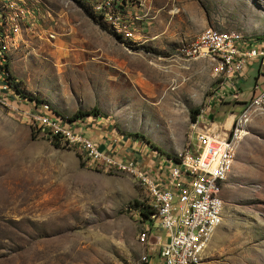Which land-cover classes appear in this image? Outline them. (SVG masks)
Segmentation results:
<instances>
[{"label":"rangeland","instance_id":"rangeland-1","mask_svg":"<svg viewBox=\"0 0 264 264\" xmlns=\"http://www.w3.org/2000/svg\"><path fill=\"white\" fill-rule=\"evenodd\" d=\"M143 1L130 39L84 0H0V264H135L143 250L129 206L147 204V192L74 147H53L30 118L35 107L67 120L92 112L85 126L165 159L215 128L216 113L229 116L217 64L181 51L208 27L264 42V0ZM221 198L204 264H264V115L239 142Z\"/></svg>","mask_w":264,"mask_h":264},{"label":"built area","instance_id":"built-area-1","mask_svg":"<svg viewBox=\"0 0 264 264\" xmlns=\"http://www.w3.org/2000/svg\"><path fill=\"white\" fill-rule=\"evenodd\" d=\"M91 13L123 38L133 39L134 27L141 21L138 15L143 0H84ZM189 58L207 57L217 64L221 76L220 89L231 91L237 99L238 86L244 80L250 64L259 63L263 82L255 84L241 111L233 117L231 126L222 135L219 128L195 131V144L180 154L176 161L167 159L162 172L151 176L132 161L122 162L98 150L96 142L86 138L85 122L69 121L55 114L46 104L31 112V120L51 138L74 147L84 158L102 164L109 170L133 178L136 186L147 192L149 202L143 205L150 214L147 221L157 222L167 236L158 250L151 249L150 231L140 222L139 211L130 209L140 222L136 237L143 249L135 264H152L158 257L162 264H204L211 240L222 224L224 183L232 171L239 142L248 135L254 118L264 115V42L245 38L241 33L220 31L208 27L181 51ZM1 91L7 90L4 80ZM223 99L224 94H219ZM153 254H155L153 256Z\"/></svg>","mask_w":264,"mask_h":264},{"label":"crops","instance_id":"crops-1","mask_svg":"<svg viewBox=\"0 0 264 264\" xmlns=\"http://www.w3.org/2000/svg\"><path fill=\"white\" fill-rule=\"evenodd\" d=\"M251 65L255 68L252 71V75L254 76V80L250 84H246V77H244V80L239 84L238 89L239 92L237 93V99H233L231 91L227 88L220 89L219 93L224 94L223 99L225 101L224 108L225 110H228L229 115L228 117H224L223 113H216L213 118L210 116V119H214V127L220 128L221 127V133L222 135L225 133V130H228L231 126V122L233 120V117L237 115L241 109H242V103L246 101L251 93V89L255 84H260L263 82L261 73H259V63H253L250 64L249 67L246 70V74L248 75L251 71ZM256 72H255V71ZM256 74V76H255ZM246 88V90H244ZM234 104V105H233ZM215 111V110H214ZM221 119L224 117L222 123L223 125H219L221 121H215V118ZM222 121V122H223ZM85 124H87L85 122ZM83 135L96 142L98 146V150L103 154L112 155L118 160L122 162L126 161H132L138 165V167L141 170L146 171L149 173L152 177L158 176L157 174V168L162 172L165 170V167L167 165V162L165 158L163 157H156L155 152L150 151L146 147H138L134 145L133 143H129L126 141V139H117L115 137H108L105 134L104 128L102 127H94L93 124L86 125L85 128L82 130ZM231 175V174H230ZM229 175V177H230ZM228 177V179H229ZM228 179L223 185L222 190L224 187H226V184L228 182ZM222 194V191H221ZM221 198V195H220ZM222 200V198H221ZM223 201V200H222ZM151 222V221H150ZM144 227H147L150 231V237L149 242L152 245L151 248H149V251L151 249L158 250L159 246L162 245L167 241L166 233L163 229L160 228L157 222L149 223V221H145ZM155 254H153L154 256ZM152 264H162L160 259L158 257H154Z\"/></svg>","mask_w":264,"mask_h":264},{"label":"trees","instance_id":"trees-1","mask_svg":"<svg viewBox=\"0 0 264 264\" xmlns=\"http://www.w3.org/2000/svg\"><path fill=\"white\" fill-rule=\"evenodd\" d=\"M0 62H1V59H0ZM2 65L4 66L3 67L4 70L5 71H8L7 63L5 62ZM1 69H2V67L0 66V70ZM13 90H14V93L16 95L22 97V92H21V90H20V88L18 86L14 85L13 86ZM34 100H35L36 103H39V101L37 99H34ZM91 115H92V112H87V113L76 112L72 118H69V121L73 122V121H76V120H79V119H83V118L88 117V116H91ZM95 115H98V113L96 111H95ZM190 115H191V120L194 121L195 118L199 115V112H198V110H192L190 112ZM60 144H61V142L57 138H52L51 139V145L53 147L58 148V147H60ZM157 151L158 152H161L158 149H157ZM169 159H172V158H169ZM172 160H175L176 161V159H174V158ZM129 207H130V209H135V210H138L139 211V217H140V220L139 221L140 222H144V221H147L148 220V216H149L150 213L145 208L143 209V205L142 204H140L139 202L133 201L130 204Z\"/></svg>","mask_w":264,"mask_h":264}]
</instances>
